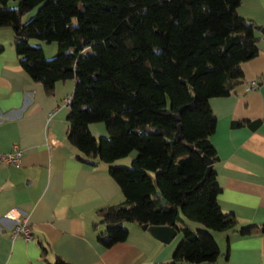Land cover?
Masks as SVG:
<instances>
[{
	"label": "trees",
	"instance_id": "16d2710c",
	"mask_svg": "<svg viewBox=\"0 0 264 264\" xmlns=\"http://www.w3.org/2000/svg\"><path fill=\"white\" fill-rule=\"evenodd\" d=\"M239 6L240 0H0V30L13 28L27 74L53 95L56 82L74 80L68 144L82 163H106L126 197L124 205L99 211L107 226L103 246L124 242L128 222L171 225L183 240L164 264H215L221 257L212 232L232 230L237 221L221 211L216 171L206 176L203 157L217 161L209 100L230 96L243 80L240 65L257 55L260 37L238 16ZM43 43H57L54 58ZM258 78L264 85V74ZM96 122L105 123L108 138L92 135ZM134 150L131 166L114 164ZM181 216L204 229L182 226ZM257 230L264 233V224L237 232Z\"/></svg>",
	"mask_w": 264,
	"mask_h": 264
},
{
	"label": "crops",
	"instance_id": "0c3cea01",
	"mask_svg": "<svg viewBox=\"0 0 264 264\" xmlns=\"http://www.w3.org/2000/svg\"><path fill=\"white\" fill-rule=\"evenodd\" d=\"M237 14L264 29V0H240ZM256 30V29H255ZM255 58L240 65L243 80L228 97L209 100L216 120L210 136L217 161L212 168L221 187L218 205L237 221L234 229L212 232L221 257L215 264H264V233L242 236L245 226L264 224V85L248 91L264 74V35ZM13 28L0 30V152H23L20 167L0 162V264H164L173 260L183 233L160 242L138 223H126L127 238L105 247L99 241L107 226L100 209L124 205L126 197L108 174L106 163H82L68 144L66 97L73 81L56 82L54 95L18 63ZM44 44V43H43ZM54 57L57 43L44 44ZM235 124H241L236 126ZM96 138H108L104 122L90 125ZM138 154L129 155L131 161ZM182 226L200 231L183 219ZM26 222L31 240L12 237Z\"/></svg>",
	"mask_w": 264,
	"mask_h": 264
},
{
	"label": "water",
	"instance_id": "95a60500",
	"mask_svg": "<svg viewBox=\"0 0 264 264\" xmlns=\"http://www.w3.org/2000/svg\"><path fill=\"white\" fill-rule=\"evenodd\" d=\"M254 29H256L257 31L261 32L262 35H264V29H261L259 27H254ZM181 82L183 84H185L186 82H184L183 80H181ZM182 109L179 111L181 112ZM176 121L178 122L179 119H177V117H175ZM177 138L180 140L181 139V132H180V126H178V131H177ZM203 160L207 166V171H206V176H208L212 170V165L213 162L210 159H207L205 157H203ZM157 195L159 197H161V195L159 194V192H157ZM167 203V201L165 199H163V204ZM121 227H123V223L119 224ZM143 230H146V232L151 233L154 237H156L157 239H159L160 242H169L172 241L176 234L178 233L176 229H174L175 227H172L171 225H162V226H158V225H153V224H149L147 225L142 224L141 225Z\"/></svg>",
	"mask_w": 264,
	"mask_h": 264
},
{
	"label": "built area",
	"instance_id": "2783aa9c",
	"mask_svg": "<svg viewBox=\"0 0 264 264\" xmlns=\"http://www.w3.org/2000/svg\"><path fill=\"white\" fill-rule=\"evenodd\" d=\"M258 84L257 81H253L250 82L247 86V90L248 91H252L255 90L257 88ZM71 94L66 97V105H70L71 104ZM23 155V152L20 151L17 147H14V150L12 152L6 153V152H0V162H3L7 165L12 164L15 166H19L21 165L20 163V159ZM30 229L29 226H27L26 222L22 223V224H18L17 227L14 229V233H12V237H16L18 235H20L22 238L26 239V240H31L32 236L30 234Z\"/></svg>",
	"mask_w": 264,
	"mask_h": 264
},
{
	"label": "rangeland",
	"instance_id": "374dc122",
	"mask_svg": "<svg viewBox=\"0 0 264 264\" xmlns=\"http://www.w3.org/2000/svg\"><path fill=\"white\" fill-rule=\"evenodd\" d=\"M13 5V4H12ZM31 15H28V17L26 18V21H28V19L30 18ZM47 45V44H46ZM51 45H54V44H51ZM44 49V47H43ZM45 50H46V47H45ZM55 57V56H54ZM53 57V58H54ZM52 58V57H50ZM130 155V154H129ZM129 155H127L126 157L122 158V160H117L115 161L114 164H117L118 166H122V165H125V166H131L132 165V161L131 159H129ZM196 225H199V224H196ZM202 226V225H201ZM203 227V226H202Z\"/></svg>",
	"mask_w": 264,
	"mask_h": 264
},
{
	"label": "bare ground",
	"instance_id": "6f19581e",
	"mask_svg": "<svg viewBox=\"0 0 264 264\" xmlns=\"http://www.w3.org/2000/svg\"><path fill=\"white\" fill-rule=\"evenodd\" d=\"M213 166V165H212Z\"/></svg>",
	"mask_w": 264,
	"mask_h": 264
}]
</instances>
